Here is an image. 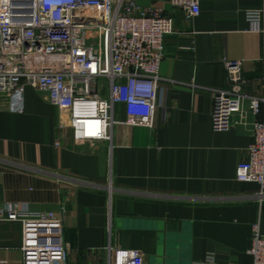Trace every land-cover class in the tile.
I'll list each match as a JSON object with an SVG mask.
<instances>
[{
  "label": "crops",
  "instance_id": "1",
  "mask_svg": "<svg viewBox=\"0 0 264 264\" xmlns=\"http://www.w3.org/2000/svg\"><path fill=\"white\" fill-rule=\"evenodd\" d=\"M136 2L173 20L153 126L115 125L111 142L79 146L68 112L43 93L27 88L21 114L0 99V205L60 213L67 264H111L113 249L138 251L144 264L208 255L252 264L264 201L236 175L253 143V118L217 132L211 114L214 91L226 88V62L241 64L245 95L264 100V0H200L192 19L166 0ZM248 11L262 12L260 24L247 22ZM115 118L125 120L122 104ZM21 246V224L0 223V264H23Z\"/></svg>",
  "mask_w": 264,
  "mask_h": 264
},
{
  "label": "built area",
  "instance_id": "2",
  "mask_svg": "<svg viewBox=\"0 0 264 264\" xmlns=\"http://www.w3.org/2000/svg\"><path fill=\"white\" fill-rule=\"evenodd\" d=\"M186 18L199 15L200 0H166ZM260 24L261 11L246 12ZM173 20L162 10L136 0H0V99L21 114L27 88L43 93L51 105L68 112L74 141L111 142L115 125L151 128L157 107L164 39ZM226 88L213 93L214 131H228L251 116L253 143L238 165L236 180L258 186L264 201V100L244 93L241 64L225 63ZM247 100L248 108L243 104ZM124 106L125 120L115 118ZM238 115V121H234ZM61 210H64L63 208ZM22 226L23 264H67L60 213L0 205V223ZM248 254L264 264V235L252 227ZM111 264H144L138 251L113 249ZM194 264H217L212 255Z\"/></svg>",
  "mask_w": 264,
  "mask_h": 264
}]
</instances>
